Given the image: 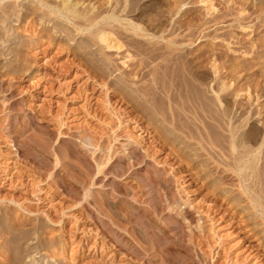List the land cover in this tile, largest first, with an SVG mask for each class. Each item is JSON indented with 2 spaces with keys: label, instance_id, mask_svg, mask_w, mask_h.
I'll return each mask as SVG.
<instances>
[{
  "label": "rangeland",
  "instance_id": "1",
  "mask_svg": "<svg viewBox=\"0 0 264 264\" xmlns=\"http://www.w3.org/2000/svg\"><path fill=\"white\" fill-rule=\"evenodd\" d=\"M61 1L0 0V264H264V0Z\"/></svg>",
  "mask_w": 264,
  "mask_h": 264
},
{
  "label": "bare ground",
  "instance_id": "2",
  "mask_svg": "<svg viewBox=\"0 0 264 264\" xmlns=\"http://www.w3.org/2000/svg\"><path fill=\"white\" fill-rule=\"evenodd\" d=\"M80 3L79 2H75L74 0H62L61 1V4L60 5H57V7H49L50 9H52L50 12L52 13V14H58V15H61V16H66V15H68V14H70L71 16H73V18H78V17H80V15H79V13H78V5H79ZM81 5V4H80ZM82 6V5H81ZM51 14V15H52ZM95 16V15H94ZM92 17V16H88L89 17V22L90 23H95V21L97 20V17ZM86 17L87 16H85V20H88V18L86 19ZM72 18V17H71ZM83 18H84V16H83ZM110 18H112L113 20H117L114 16H110ZM75 20H77V19H75ZM77 22V21H76ZM88 22V21H87ZM97 24L98 23H100L99 21H97L96 22ZM82 24V23H81ZM91 24V25H92ZM102 30V29H101ZM99 34V36H98V38H99V40L101 41V42H103L104 44H106L107 46L106 47H108L109 49H116V50H119L120 49V46L118 45V43L117 44H115V43H113V41H112V39H111V37H110V33L109 32H106L105 30H102V32H100V33H98ZM114 45H113V44ZM96 113V112H95ZM115 114V113H114ZM118 114V113H117ZM116 115V114H115ZM94 116V115H93ZM97 118H99V117H97ZM121 118V117H120ZM100 119V118H99ZM110 119V118H109ZM117 119V118H116ZM103 120V119H102ZM120 120V119H119ZM123 120V119H122ZM102 122V121H101ZM137 123V122H136ZM139 123V122H138ZM112 124V123H111ZM110 124V125H111ZM121 124V123H120ZM142 128V127H141ZM113 130H114V128H113ZM112 130V131H113ZM145 130H146V128H145ZM18 131V130H17ZM15 132L16 134L18 133V132ZM123 131V130H122ZM124 132V131H123ZM14 132H13V134H15ZM108 133H110V132H107V134ZM115 133V132H114ZM125 133H127V132H125ZM20 136L19 137H21V133H18ZM116 134V133H115ZM124 134V133H123ZM122 134V135H123ZM108 136H110V134L108 135ZM121 136V135H120ZM120 136H118L117 135V138L118 137H120ZM16 137H18V136H16ZM123 137V136H122ZM22 138V137H21ZM21 138H19V139H21ZM116 138V137H115ZM15 140V139H14ZM115 140V139H114ZM118 140V139H117ZM139 144V143H138ZM17 149V148H16ZM131 151V150H130ZM133 152H135L136 153V151H138L136 148H134V150H132ZM18 152H20V151H18ZM132 153V152H131ZM137 154V153H136ZM134 155V154H133ZM132 155V156H133ZM19 156H21V155H19ZM22 157V156H21ZM135 157V156H134ZM245 164V163H244ZM243 164V165H244ZM37 172V171H36ZM35 175V174H34ZM119 175V174H118ZM120 176V175H119ZM241 178V177H240ZM242 179L244 180V181H247V176L245 175H243V177H242ZM243 181V182H244ZM242 182V181H241ZM129 185V184H128ZM130 186V185H129ZM133 186V185H132ZM131 187V186H130ZM130 187H128V189L130 188ZM246 187V186H245ZM134 188V187H133ZM133 188H131V190L133 189ZM248 188V187H247ZM245 189V188H244ZM137 190V189H136ZM247 190V189H246ZM134 191V190H133ZM247 191H249V189L247 190ZM248 194H249V192H248ZM134 195V194H133ZM246 197H248V196H246ZM250 197V196H249ZM248 197V198H249ZM134 198H135V195H134ZM253 198L255 199V196H253ZM247 199V198H246ZM251 199H252V197H251ZM253 199V200H254ZM257 199V198H256ZM255 199V200H256ZM258 202V201H257ZM253 203H254V201H253ZM258 204H260V203H258ZM260 206H263V204L261 205H259V207ZM262 212H261V216H263L264 217V206L262 207ZM88 210V209H87ZM104 226H105V224H104ZM99 228V227H98ZM104 228V227H103ZM121 228V227H120ZM126 229V228H125ZM104 230V229H103ZM102 230V231H103ZM106 232V231H105ZM129 233V232H128ZM101 234V233H100ZM108 234V233H107ZM107 234H106V236H107ZM125 235V234H124ZM104 236H105V234H104ZM122 236V235H121ZM109 238V237H108ZM133 239H134V237H133ZM136 241V240H135ZM137 242V241H136ZM131 244H133V243H131ZM141 245V244H140ZM117 249H119V248H117ZM123 249V248H122ZM142 249H144V247L142 248ZM154 249V248H153ZM120 250V249H119ZM124 251V250H123ZM136 251L137 252H139L140 253V251L141 250H139V249H136ZM151 251V250H150ZM156 251V250H155ZM128 253V252H127ZM142 254H144V253H142ZM141 254V255H142ZM168 254V253H167ZM126 255V254H125ZM127 255H130L129 253L127 254ZM132 255V254H131ZM140 255V254H139ZM130 257V256H129ZM139 257V256H138ZM132 258V257H131ZM130 258V259H131ZM137 258V257H136ZM135 259V258H134ZM152 259V258H151ZM136 260V259H135ZM134 260V261H135ZM153 260V259H152ZM138 261V260H137ZM139 261H140V258H139ZM154 263V262H153ZM157 263V262H156ZM155 264V263H154Z\"/></svg>",
  "mask_w": 264,
  "mask_h": 264
}]
</instances>
